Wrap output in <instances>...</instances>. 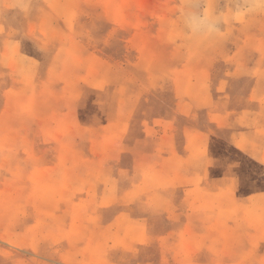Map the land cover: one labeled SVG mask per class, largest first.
<instances>
[{
    "label": "rangeland",
    "instance_id": "obj_1",
    "mask_svg": "<svg viewBox=\"0 0 264 264\" xmlns=\"http://www.w3.org/2000/svg\"><path fill=\"white\" fill-rule=\"evenodd\" d=\"M237 2L0 0V264H264V13Z\"/></svg>",
    "mask_w": 264,
    "mask_h": 264
},
{
    "label": "clouds",
    "instance_id": "obj_2",
    "mask_svg": "<svg viewBox=\"0 0 264 264\" xmlns=\"http://www.w3.org/2000/svg\"><path fill=\"white\" fill-rule=\"evenodd\" d=\"M264 13V0H238L232 8V18L244 21L250 15ZM187 27L195 36H211L218 32L213 18L200 12H192L187 18Z\"/></svg>",
    "mask_w": 264,
    "mask_h": 264
}]
</instances>
